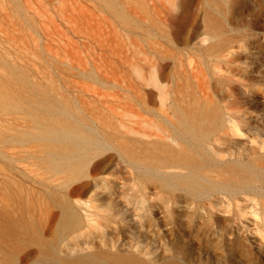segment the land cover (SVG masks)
I'll use <instances>...</instances> for the list:
<instances>
[{
	"label": "rangeland",
	"instance_id": "rangeland-1",
	"mask_svg": "<svg viewBox=\"0 0 264 264\" xmlns=\"http://www.w3.org/2000/svg\"><path fill=\"white\" fill-rule=\"evenodd\" d=\"M205 22L212 36L202 41ZM224 77L238 82L221 98ZM233 97L240 135L225 128ZM212 104L225 121L204 150L221 146L229 160L264 153V0H0V242L103 240L149 251L138 255L156 264H264V188L216 191L195 205L174 184L162 191L160 174L182 171L164 166L178 160L166 137L178 135L177 109ZM50 119L106 134L97 159L106 156L111 185L95 204L111 208L94 231L78 205L82 224L61 229L73 196L35 136Z\"/></svg>",
	"mask_w": 264,
	"mask_h": 264
},
{
	"label": "bare ground",
	"instance_id": "bare-ground-1",
	"mask_svg": "<svg viewBox=\"0 0 264 264\" xmlns=\"http://www.w3.org/2000/svg\"><path fill=\"white\" fill-rule=\"evenodd\" d=\"M168 20L171 21L169 17ZM207 26L208 24L205 22L202 41L212 36L211 30L206 29ZM223 79H226V86L217 91L221 98L231 96L234 83L238 82L231 77H224ZM202 94L215 104L213 97L207 95L204 89H202ZM236 101L233 97L224 104L229 110L225 119L230 122L225 128H231L234 134L240 135L241 125H244L241 123L244 122V119L241 118L242 115L239 113L241 109H238ZM187 109L186 107L177 109L179 121L177 138L170 133L166 134V137L179 147L177 149L178 160L173 161L172 165L165 163L164 166L179 167L182 171L178 172V175L170 173V170H164L163 174H160V178L163 180L161 183L163 193L167 192L168 184H174L178 190L186 194L184 195L185 199L190 200L191 205H195L200 203L199 199L207 198L210 193L213 194L216 191L255 189L258 186L264 188V178L260 176V172L264 169V159L257 161L264 158V153L254 156L249 153L244 154V151H241L235 153L234 158L229 160L223 159L227 150L221 146H214L213 153L203 149L210 139V133H213L215 128L225 121L222 116V109L213 104L210 107H202L193 114ZM258 127L264 132V121ZM35 136L40 137L44 143L43 148L52 156L51 168L54 170V175L58 177L59 173L62 172L67 177L65 195L73 196L71 201L66 202L71 211L68 215H63L61 222L64 225L61 229L67 230L68 226L74 222L79 225L82 224V221L73 213V209L77 205L85 210L86 221H83L87 223L88 227L91 229L102 227L98 220L102 216L99 212L111 208L110 204H95L98 200L99 189L110 188L111 185V180L104 174L108 169L102 165L106 156L97 159L99 154L108 149L106 134L88 132L80 124L71 125L50 119L47 120V126ZM242 154H244L245 160L243 157L241 158ZM110 155L108 157L111 158ZM91 164L94 168L93 171H96L93 176L87 172ZM246 165L249 166L250 173L244 167ZM183 185H186L187 189ZM168 195H170L173 203L179 202L181 199L177 193ZM83 196H87V198ZM207 204L214 207L211 200ZM220 205L222 204L220 203ZM60 206L65 207L64 204ZM94 208L96 210L93 211ZM61 229L60 231H62ZM92 231L94 230L92 229ZM56 234L57 232H54V235ZM101 243L107 246L105 241L101 240ZM101 243L99 246H93V243H90L84 247L57 240L50 242L41 239L33 242H22V240L0 242V264H156V258L149 256L141 258L138 255L144 251L141 248L136 247L134 251L126 252L120 247L113 248L115 247L114 244L105 247L101 246ZM80 250L87 251L80 252ZM144 252L150 255L149 251L145 250Z\"/></svg>",
	"mask_w": 264,
	"mask_h": 264
}]
</instances>
